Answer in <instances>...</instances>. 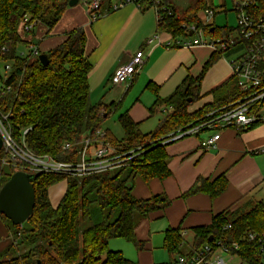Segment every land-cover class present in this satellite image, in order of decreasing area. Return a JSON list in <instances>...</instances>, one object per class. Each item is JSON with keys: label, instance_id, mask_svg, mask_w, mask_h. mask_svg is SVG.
Returning a JSON list of instances; mask_svg holds the SVG:
<instances>
[{"label": "trees", "instance_id": "1", "mask_svg": "<svg viewBox=\"0 0 264 264\" xmlns=\"http://www.w3.org/2000/svg\"><path fill=\"white\" fill-rule=\"evenodd\" d=\"M116 1L101 0L100 17L115 11ZM232 1L234 3L235 0ZM69 2L0 0V87L11 86L9 91L0 95V110L10 114L5 124L17 142L23 139L24 130L29 129L24 139L37 155L75 161L82 141L89 138L93 143L99 140L109 142L117 154L128 159L121 167L114 168L119 170L116 174L111 170L81 178L46 172L36 174L33 180L35 206L29 218L23 224H16L0 212V220L12 239L0 252V264H129L130 260L122 251L110 247L111 241L124 239L141 249L142 242L135 233L139 220L151 212L165 210L172 203L165 193L147 199L137 198L133 193L136 177L145 181L169 177L172 172L166 147L175 140L172 138L195 128L212 115L217 116L244 95L233 75L210 91L211 102L198 109H190L193 103L205 96L201 93V85L218 56L215 51L199 76H187L167 98L159 97L158 88L148 84L157 96L149 108L150 116L162 109L165 112L155 130L143 133L140 123L124 112L118 116L124 132L121 139L109 130H105L103 137L97 135L110 112L109 105L104 102L88 104L89 75L93 64L86 53L84 27L69 30L62 43L45 52L34 36L39 24L46 27L45 36H50L68 9ZM140 8L157 10L156 32L169 33L177 40L188 35L184 25L201 26V13L215 6L213 0H162L161 4L142 1ZM219 10L215 9V16ZM249 10L264 22V0H257ZM26 17V23H33L29 31L23 25ZM236 26L214 23L205 31L212 38L223 39L229 37ZM31 45L37 47L38 53L32 50ZM22 46L30 49L28 54L20 52ZM41 54L47 55L46 64L41 61ZM8 63L10 69L6 70ZM261 107L258 104L253 111H260ZM262 124L264 118L247 128L237 129H251ZM66 144L71 148L65 149ZM6 163L10 166L9 172L4 170ZM16 171L2 148L0 189ZM59 184L64 186L63 192L53 200L52 191ZM227 187L225 174L211 182L201 177L183 196L203 192L215 198ZM95 205L99 208L98 217L94 216ZM194 232L193 247L184 253L181 251L184 241L181 228L167 229L164 247L172 257L170 264H177L180 256H190L206 244L217 248L218 242L229 246L237 243V248L232 251L242 264H264L263 244L257 238L249 240L248 236L249 233L264 234L263 201L251 198L237 209L228 207L214 215L209 225L195 227Z\"/></svg>", "mask_w": 264, "mask_h": 264}, {"label": "crops", "instance_id": "2", "mask_svg": "<svg viewBox=\"0 0 264 264\" xmlns=\"http://www.w3.org/2000/svg\"><path fill=\"white\" fill-rule=\"evenodd\" d=\"M82 1L81 5L77 3L68 7L50 36H45L47 29L44 25L36 26L34 36L40 49L48 51L62 43L69 30L84 27L87 34L86 53L93 63L89 83L92 76H96V81L104 89L112 83L119 66L129 63L137 52L143 51L144 63L133 79L114 86V93L105 90L99 96V102L109 105V110L118 112L122 109L120 114L128 112L140 123L143 133L155 130L165 113L159 117L164 112L162 109L150 116L149 108L157 96L148 84L158 88L159 97L167 98L187 76H199L204 64L216 51L208 44L212 37L208 36L205 44L185 45L182 37L177 38L180 42L176 43L169 33L156 32L155 10H142L132 3L92 21L87 13L86 0ZM220 2L226 3L225 0ZM237 49L239 47L226 52L216 51L218 56L201 85V93L205 96L193 103L190 109L195 110L211 102L210 91L234 75L229 61L237 55ZM98 90L90 85V94ZM151 119L156 120L151 125L153 128L144 132V125ZM219 132L221 136L215 150L201 147V142L213 134V130H201L167 145L170 156L168 166L172 173L166 179L145 181L136 177L133 193L137 198L147 199L165 193L172 203L165 210L151 212L139 220L135 233L142 242L141 249L124 239L125 242L118 241L122 239L111 241L110 247L114 244L113 250L122 251L130 260L129 264H170L172 257L164 247L168 228H181L184 239L181 251L185 253L193 247L195 227L209 225L214 215L228 207L237 209L251 198L264 202L261 196L264 191V124L243 130L228 127ZM222 174L228 179V187L219 196L211 198L203 192L183 196L199 178L211 182ZM62 192L56 191V195L53 192V198H58ZM11 241L8 228L0 220V252ZM130 253L132 257L128 256Z\"/></svg>", "mask_w": 264, "mask_h": 264}, {"label": "built area", "instance_id": "3", "mask_svg": "<svg viewBox=\"0 0 264 264\" xmlns=\"http://www.w3.org/2000/svg\"><path fill=\"white\" fill-rule=\"evenodd\" d=\"M142 1L155 4L162 3V0H117L113 7L117 10L131 3L140 7ZM256 1L235 0L234 10L238 23L234 32L223 39L211 38L208 43L214 50L219 52H226L239 47L236 57L231 58L229 62L233 74L244 93L243 97L221 111L217 116L212 115L195 128L181 132L172 139L181 138L201 130H213V134H210L201 142V147L206 150H215L218 148V141L221 136L220 129L228 127L246 128L264 118V22L257 19L254 13L249 10ZM219 4L225 8L226 3L220 2ZM100 5L101 0H86L90 20L94 21L100 17L98 13ZM213 5L215 6L214 1ZM200 16L201 26L196 24L183 26L188 33L183 38L185 45L207 43L208 35L205 30L208 26H214L212 18L215 17V8L206 9ZM158 17L161 18L159 15ZM26 22H28L27 17L23 25L29 31L33 27V23L28 24ZM157 38H159V34ZM175 42L179 43L180 40H175ZM31 48L35 53H38L35 45H31ZM143 63L144 53L139 51L131 58L129 63L121 65L115 70L112 78L113 82L117 85L128 83L138 73ZM5 69H10V63L6 64ZM10 89L11 86L5 87L2 85L0 95ZM258 104L262 106L261 110L254 112L253 107ZM9 115V113L4 114L0 110V136L3 140V149L7 152L9 161L16 167L17 171L33 175L46 172L81 178L93 173H101L121 167L125 164L124 161L128 159V157L124 158L123 155L117 154V150L109 142L99 140V142L93 143L90 142L89 138L82 141V148L77 152L78 157L75 161L67 162L54 159L49 155H37L29 149L24 139L29 129L24 130L21 142L15 140L11 129L5 124ZM96 134L103 137L105 131L101 129ZM69 148H71V145L66 144L65 149ZM19 165L21 167H18ZM248 236L249 240L259 239L264 250V234L259 236L258 233H249ZM217 244L219 245L217 248L206 244L190 256H180L177 264H230L234 261H237L236 264H242L236 258V253L232 251L233 248H237V243L230 246L222 245L221 242Z\"/></svg>", "mask_w": 264, "mask_h": 264}, {"label": "water", "instance_id": "4", "mask_svg": "<svg viewBox=\"0 0 264 264\" xmlns=\"http://www.w3.org/2000/svg\"><path fill=\"white\" fill-rule=\"evenodd\" d=\"M79 0H70L69 6H74ZM41 61L46 64V54L40 55ZM3 140L0 137V150ZM35 175L16 171L0 189V212L4 213L16 224H23L33 213L35 206V190L33 180Z\"/></svg>", "mask_w": 264, "mask_h": 264}, {"label": "rangeland", "instance_id": "5", "mask_svg": "<svg viewBox=\"0 0 264 264\" xmlns=\"http://www.w3.org/2000/svg\"><path fill=\"white\" fill-rule=\"evenodd\" d=\"M215 1V6H216V8L215 9H220L219 10V12L216 14V16L214 17V18H212V21L216 24V25H218V26H222V25H229V26H236L237 25V23H238V19H237V16H236V13H235V10H234V3H233V1L232 0H227L226 2H227V4H226V6H225V8H224V6L223 7H221L220 6V4H219V2H220V0H214ZM83 3V1L81 0V1H79L78 2V5H81ZM224 3V2H223ZM151 10H154L153 8H150ZM221 9H222V11H221ZM225 9H227V11L225 12L224 10ZM30 51V49L28 48V47H25V46H22L21 48H20V52H22V53H24L25 55L26 54H28V52ZM234 57H236V56H234ZM92 62V61H91ZM93 64V63H92ZM91 73H92V71H91ZM91 73H90V75H91ZM92 80H91V84H92V87L93 88H96V89H100V90H98V91H96L95 93H93V94H90V96H89V100H88V104L89 105H92V104H95V103H98L99 102V100H100V98H99V96L101 97L102 96V94H103V92L105 91V90H108V91H112L113 90V88H114V86H119V85H117V84H115L114 82H113V80H112V83H110L105 89L103 88V87H100L101 86V83H98L97 81H96V76H92V78H91ZM90 84V85H91ZM116 89V88H115ZM112 93H114V91H112ZM109 112H110V115L104 120V122H103V124H102V130H110L112 133H113V135L115 136V137H117L118 139H121L122 137H123V135H124V132H123V128H122V126L120 125V123H119V120H118V116L120 115V113L122 112V109L120 110V111H118V112H116L115 110L113 111V109L111 110V108H110V110H109ZM165 112H161L160 113V116L159 117H162L163 116V114H164ZM164 116H165V114H164ZM157 117V116H156ZM156 120H152L151 119V121H149L148 120V122H146L147 124L146 125H144V129H143V131L144 132H146V131H148V130H151L150 128H153L151 125L155 122ZM149 126H151V127H149ZM1 137V136H0ZM175 140H177V139H179V138H174ZM2 148H3V146H2ZM18 167H21V165H19ZM4 170L6 171V172H9L10 171V166H9V164L8 163H6V164H4ZM119 170L118 169H114V170H111L110 172L112 173V174H116L117 172H118ZM63 186L61 185V184H59V186L57 187V188H55L53 191H52V193L53 192H55V195H56V191H59V190H63ZM264 190V189H263ZM262 198L264 197V191H262ZM56 198L57 197H55V198H53L52 197V199L53 200H56ZM95 209H96V213L94 214V216L95 217H98L99 216V208H98V206H96L95 205V207H94ZM118 241H124L123 239L122 240H118ZM125 242V241H124ZM113 243V242H112ZM127 243V242H126ZM111 248H115V246H114V244H112V246H111ZM182 250H184V249H182ZM129 252V251H128ZM129 254V253H128ZM129 257H132V254L130 253V255H128ZM237 263V261H234V262H231L230 264H236Z\"/></svg>", "mask_w": 264, "mask_h": 264}]
</instances>
